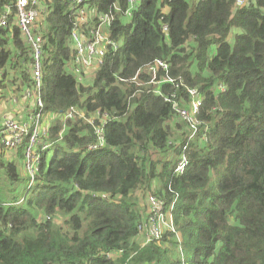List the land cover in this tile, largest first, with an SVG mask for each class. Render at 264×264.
<instances>
[{
	"label": "trees",
	"instance_id": "obj_1",
	"mask_svg": "<svg viewBox=\"0 0 264 264\" xmlns=\"http://www.w3.org/2000/svg\"><path fill=\"white\" fill-rule=\"evenodd\" d=\"M237 1L139 0L128 18L127 0H89L95 22L113 17L119 46L84 83L72 72L76 16L41 1L33 31L49 147L31 177L29 139L0 144V264H264V0ZM15 3L0 0V17L12 12L0 28V91L21 95L33 82ZM156 61L166 68L148 71ZM189 90L201 100L193 126L175 112L189 110ZM138 192L173 204L175 233L159 245L135 241Z\"/></svg>",
	"mask_w": 264,
	"mask_h": 264
},
{
	"label": "built area",
	"instance_id": "obj_2",
	"mask_svg": "<svg viewBox=\"0 0 264 264\" xmlns=\"http://www.w3.org/2000/svg\"><path fill=\"white\" fill-rule=\"evenodd\" d=\"M41 1L16 0L14 9L15 22L21 37L28 46L30 57L29 74L33 84L30 90L24 91L21 95L14 94L11 89L10 96L8 97L10 109L4 116H0V125L2 128L0 144L4 148L15 150L25 138L29 139V147L25 151V170L31 177L37 172L41 153L49 147L47 143L41 142L42 137L47 136V130L41 124L43 119V115L41 114L43 105L40 96L43 41L42 37L33 31L35 23L40 21L43 12H45L44 7L41 6ZM59 1L68 4L72 16H76L77 22L74 25V30L71 35L75 52L72 72L79 83H84L86 76L97 70L102 64V60L107 51L109 49H113L114 51L118 49L119 45L117 41L111 38L110 27L113 22V17L111 15L99 16L98 21L95 22L96 12L89 9L86 4L89 0ZM249 1L238 0L236 6L241 7ZM127 2L129 4V10L126 12V16L129 18L131 11L136 7L139 0H127ZM11 14L12 12L9 9L2 14L0 17V28H6L8 26V19ZM83 27L86 28V34L80 32V29ZM163 31L167 32L166 26L163 27ZM156 67L166 68L162 62L156 61L147 70L155 73ZM188 94L191 99L189 110L175 108V112L179 114L183 121L193 126V116L198 112L201 100L195 90H189ZM27 103H31L37 109V113L26 115L27 112L24 111L23 107ZM20 105H22L21 113L20 111L18 112ZM74 115V110H71L66 113L65 119H71ZM29 129H31V134L28 136ZM185 166L186 160L183 158L175 167L174 173L181 175ZM171 205L168 208L162 200L155 196L148 197L146 219L144 224L139 227V233L145 232L144 246L150 242H155V244L159 245L164 231H173V217L171 215L173 204ZM119 256H121V252L116 253V255L110 254L108 258L115 259Z\"/></svg>",
	"mask_w": 264,
	"mask_h": 264
},
{
	"label": "rangeland",
	"instance_id": "obj_3",
	"mask_svg": "<svg viewBox=\"0 0 264 264\" xmlns=\"http://www.w3.org/2000/svg\"><path fill=\"white\" fill-rule=\"evenodd\" d=\"M240 32V30H237L236 28H232L231 29V31H230V34H229V36L227 37V39H228V41L229 42H231V44L233 43V41H234V35L236 34V33H239ZM9 73V77L10 78H13V76H14V72H8ZM90 75H91V73L90 74H88L87 76H86V78L84 79V81H86V79L87 78H89L90 77ZM88 84V83H87ZM0 96H1V99H0V116H2L3 114H5V113H7L6 112V109H7V107H8V105H9V103H8V97L10 96V89H5V91H3V90H1L0 91ZM21 102V101H20ZM19 102V103H20ZM176 120L178 121V122H182L181 121V119H179L178 117L176 118ZM61 146H62V151H67V149L64 147V145L63 144H61ZM14 154H11V155H9V156H13ZM53 155V153L52 152H50L49 153V157H51ZM19 165L21 164V163H18ZM23 174H24V172H22ZM137 200H138V204H140V206H139V208H140V212H142L143 213V216H145V219H146V211H147V201H148V197H145V198H142L141 196H143V193L142 192H138L137 193ZM61 220H62V218L61 219H55V221L56 222H58L59 221V224L61 223ZM145 222V221H144ZM169 231H164V233H163V235L164 234H166V233H168ZM170 232H173V233H175V228H174V224H173V231H170ZM176 239H177V236H176ZM144 240H145V232H140L139 233V236H138V238H137V240H135L136 241V243H138L140 246H142L143 245V243H144Z\"/></svg>",
	"mask_w": 264,
	"mask_h": 264
},
{
	"label": "crops",
	"instance_id": "obj_4",
	"mask_svg": "<svg viewBox=\"0 0 264 264\" xmlns=\"http://www.w3.org/2000/svg\"><path fill=\"white\" fill-rule=\"evenodd\" d=\"M10 90H11V89H10ZM21 106H22V105H20V106L18 107V112L21 111ZM9 109H10V106L8 105V107H7V109H6V112H8ZM5 114H6V113H5ZM5 114H3L2 116H4Z\"/></svg>",
	"mask_w": 264,
	"mask_h": 264
}]
</instances>
